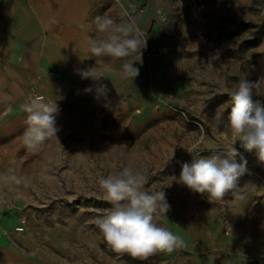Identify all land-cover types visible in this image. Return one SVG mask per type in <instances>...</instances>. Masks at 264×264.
Wrapping results in <instances>:
<instances>
[{"label":"rangeland","instance_id":"374dc122","mask_svg":"<svg viewBox=\"0 0 264 264\" xmlns=\"http://www.w3.org/2000/svg\"><path fill=\"white\" fill-rule=\"evenodd\" d=\"M132 2L136 17L152 19L135 34L147 37L140 56L127 58L145 72L113 75L106 96L93 90L90 110L57 124V138L38 149L23 139L0 154V264H264V164L254 152L234 145L247 171L223 199L177 182L183 163L233 146L227 117L242 79L258 84L253 102L264 105V0ZM143 95L147 111L123 106ZM88 118L97 124L81 130ZM125 167L147 178L144 190L164 191L170 209L158 226L235 236L238 254L199 263L189 246L146 258L111 250L95 224L112 207L98 181Z\"/></svg>","mask_w":264,"mask_h":264},{"label":"crops","instance_id":"0c3cea01","mask_svg":"<svg viewBox=\"0 0 264 264\" xmlns=\"http://www.w3.org/2000/svg\"><path fill=\"white\" fill-rule=\"evenodd\" d=\"M97 17H109L134 35L137 31L145 33L152 24L151 15L144 10L135 16L132 0H0V154L24 139V106L32 100L39 98L55 105L56 127L62 128L71 122L73 112L83 113L93 106V91L85 89L88 84L97 86V82L83 79L82 70L96 67L105 77L100 83L114 81L113 73L124 61L90 52L92 41L105 38L97 30ZM134 67L139 75L145 72L140 62ZM75 89L78 91L73 94ZM144 97L128 99L123 106H142L145 112ZM99 102L102 105L105 101ZM61 106L67 109L61 110ZM96 124V118H88L79 128L86 130ZM179 234L199 263L222 262L229 254H238L240 245L235 236L221 239L215 231L202 227L193 237L182 230Z\"/></svg>","mask_w":264,"mask_h":264},{"label":"clouds","instance_id":"9594fccd","mask_svg":"<svg viewBox=\"0 0 264 264\" xmlns=\"http://www.w3.org/2000/svg\"><path fill=\"white\" fill-rule=\"evenodd\" d=\"M95 23L105 38L91 42V54L124 60L121 69L113 74L133 80L139 75V69L134 67L136 61L125 58L137 53L140 56L146 40L132 34L128 27L116 25L109 17H97ZM80 75L83 79L97 82L95 89L89 87L85 92L95 90L98 97L107 95V85L100 83L105 77L96 67L82 70ZM258 87L255 82L242 79L231 93L227 120L235 137L233 146L222 154L215 153L181 165L177 182L196 193L206 194L209 202L223 199L236 189L238 180L247 171V160L234 147L237 141L245 152H254L258 162L264 164V105L253 102V89ZM24 109L27 113L24 143L30 150L38 149L50 137L57 138L55 105L37 98L26 104ZM146 179L132 168L125 167L118 174L101 177L98 181L103 198L112 207L95 224L104 242L117 253L146 258L156 252L171 253L186 247L181 236L155 222L157 214L166 215L170 205L164 191L150 193L144 190Z\"/></svg>","mask_w":264,"mask_h":264},{"label":"built area","instance_id":"2783aa9c","mask_svg":"<svg viewBox=\"0 0 264 264\" xmlns=\"http://www.w3.org/2000/svg\"><path fill=\"white\" fill-rule=\"evenodd\" d=\"M34 96H36V95H34Z\"/></svg>","mask_w":264,"mask_h":264}]
</instances>
